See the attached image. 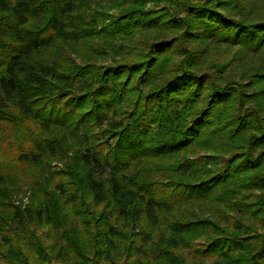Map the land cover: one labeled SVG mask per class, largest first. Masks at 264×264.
Masks as SVG:
<instances>
[{"label":"trees","instance_id":"16d2710c","mask_svg":"<svg viewBox=\"0 0 264 264\" xmlns=\"http://www.w3.org/2000/svg\"><path fill=\"white\" fill-rule=\"evenodd\" d=\"M23 167L44 196L26 208ZM31 222L67 224L83 258L132 234L169 264L207 231L198 257L264 264V0H0V264L41 253Z\"/></svg>","mask_w":264,"mask_h":264},{"label":"rangeland","instance_id":"374dc122","mask_svg":"<svg viewBox=\"0 0 264 264\" xmlns=\"http://www.w3.org/2000/svg\"><path fill=\"white\" fill-rule=\"evenodd\" d=\"M77 52L82 59L85 58V56H93L92 53L87 51L86 48L81 45L77 47ZM72 56L75 57L74 54ZM95 61L97 63L102 62L98 59ZM74 147V145L70 146V154L72 153L71 151L74 150ZM51 165L52 167H62L63 162L60 160L53 161L51 162ZM41 176L42 174L39 169L34 167L27 169L26 167H23L22 171L17 172L16 176H14V179L11 182L7 179V182L9 181V183H11V188L13 190L11 193H16L12 194V203L20 206L21 208H26L27 206L32 207V203L37 204L39 201H44V196H39L36 193V190L34 191L29 185V183L32 182V179L38 181ZM41 182H44L43 179ZM43 184L47 185L48 183L45 181ZM43 184L42 186H44ZM192 206L194 207L192 210L194 211V214L198 216V218L207 217L218 222V218L215 214L211 213V215H209V209H212L210 205L202 201L195 203ZM101 208L102 206H99L98 210L100 211ZM70 218L71 217L68 216V221H71L74 227H76L77 235L81 238H84V234L82 232L84 227H82L74 219ZM169 219L170 217L165 218V225L162 221L157 225L158 232L161 231L160 233L163 235L165 243L171 242L169 239L170 231L166 226L167 222H169ZM29 226L31 227L29 229L33 230L29 237L32 240L34 239L36 242L38 241L37 248H40L41 253L39 254L36 252L37 250H33V248L30 247L28 241L24 240L19 244L12 243L13 245H16V256L23 262V264H157L151 255L143 256V254H135L136 246L141 245V238L139 240L132 241L133 236L131 233V237L129 238L130 240H128L126 237L125 243H121L117 251L110 252L109 254H105V252L102 251L103 246L101 243H99L97 248L99 251L91 250L90 246L83 247V255H85L83 258L79 253L73 252L71 248H69L72 235L67 224H65L64 227L62 225V227L57 230L48 229L49 226L46 224L36 227L34 222H31V225ZM131 228L132 226L130 224L123 225L122 231L123 233H129ZM141 229L142 228L140 226H137V228H135V232L141 231ZM207 234L208 232L204 231L203 234L195 236L196 239L194 240V244L188 247L187 250H182V248L176 247L172 248V251H170V261L173 262L169 264H227L222 259H217V257L206 256L204 258L203 256H197V252H195V250L197 246L205 240ZM165 243H163V247H167ZM80 244L82 245V241ZM1 250L5 253L6 248L2 246ZM74 253H76V255ZM78 256H80V258Z\"/></svg>","mask_w":264,"mask_h":264}]
</instances>
